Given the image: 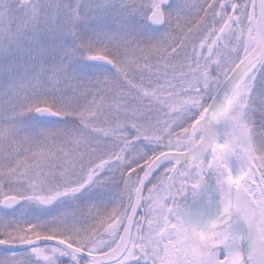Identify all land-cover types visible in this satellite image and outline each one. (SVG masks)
<instances>
[{
  "label": "snow or ice",
  "instance_id": "1",
  "mask_svg": "<svg viewBox=\"0 0 264 264\" xmlns=\"http://www.w3.org/2000/svg\"><path fill=\"white\" fill-rule=\"evenodd\" d=\"M0 264H264V0H0Z\"/></svg>",
  "mask_w": 264,
  "mask_h": 264
}]
</instances>
